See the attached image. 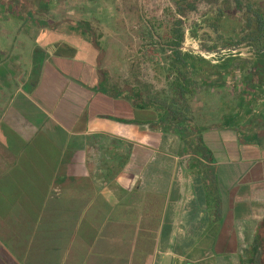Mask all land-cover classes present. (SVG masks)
I'll return each mask as SVG.
<instances>
[{"label":"crops","instance_id":"obj_1","mask_svg":"<svg viewBox=\"0 0 264 264\" xmlns=\"http://www.w3.org/2000/svg\"><path fill=\"white\" fill-rule=\"evenodd\" d=\"M71 43L35 45L36 73L34 51L26 74L0 67V264H240L264 223V86L230 74L170 122L165 91L110 84Z\"/></svg>","mask_w":264,"mask_h":264},{"label":"rangeland","instance_id":"obj_2","mask_svg":"<svg viewBox=\"0 0 264 264\" xmlns=\"http://www.w3.org/2000/svg\"><path fill=\"white\" fill-rule=\"evenodd\" d=\"M50 1V10L43 17L55 22L69 19L73 23L82 22L89 25L97 43L95 45L101 52L99 59L102 62L104 76L110 84L115 81L117 86H128L131 82L136 83L137 87L142 90L145 81L149 80L153 83L150 87L154 89V92L155 90L165 91L163 94L171 98L169 84L176 75L169 70V51L161 50L159 44H167L170 38L169 31L174 27L177 19L183 23L182 29L185 34L181 47L183 52H185L186 44H195L200 47L201 51L207 53L205 55L208 60L215 64L220 63L227 56L226 50L220 53L214 50L207 52L205 48L213 44L215 35L209 27L203 25L201 28L195 27L196 23L202 24L213 17L215 8L222 3V0H196L197 10L186 12L184 17L177 14L174 0ZM248 1L260 7L264 13V0ZM1 9L0 6V67L4 65L5 69L12 71L15 78L27 72L34 46L40 44L39 37H37L39 29L33 23L25 24L17 21L7 13H3ZM231 14L233 15V12ZM241 14L237 13L239 16ZM241 18H244L243 15ZM150 25L157 29L156 33H153L156 42L151 39ZM230 25V22L227 23V26ZM192 30L196 34L195 37L190 35ZM53 34L55 36L52 38V43L57 39L54 44H72L73 40H82V38L87 41L91 40L88 34L73 31L71 25L67 24H62ZM243 47L246 48L243 45L235 50ZM250 59L252 58L248 60ZM244 72L247 73V70ZM235 74L236 72H232L231 76ZM240 78H238L239 82ZM14 80L16 82V79ZM233 83L236 84V81ZM200 89L203 88L199 85L195 86L192 98H188L189 106L207 105L209 95L207 93L203 95ZM156 95L160 97L159 94ZM259 132H262V135L255 140L264 148V126L259 128Z\"/></svg>","mask_w":264,"mask_h":264},{"label":"trees","instance_id":"obj_3","mask_svg":"<svg viewBox=\"0 0 264 264\" xmlns=\"http://www.w3.org/2000/svg\"><path fill=\"white\" fill-rule=\"evenodd\" d=\"M174 4L177 14L181 17H184L186 12L197 10L196 0H174ZM0 6L3 13H7L17 21H22L25 24L33 23L39 29L37 37H39L40 44H54L52 43V38L55 36L53 33L62 24L71 25L73 31L88 34L91 37L89 44H97L87 23H73L69 19L55 22L43 17L50 10V0H0ZM237 13L242 14L239 16ZM242 15L244 18H241ZM229 22L231 25L227 26ZM182 24V21L177 19L174 27L169 31L170 38L167 44H159L161 50L169 51V70L176 75L169 84L171 98L168 97L163 105L157 103V97L153 98L160 119L168 118L170 122L184 123L191 121L192 115L188 108L190 102L188 98H192L195 86L200 85L205 93H208L211 88H223L226 77L232 72L239 73L247 70V73L242 76L241 82L248 88L264 86V13L260 7L248 0H222V3L215 8L213 17L202 24H195L196 28H201L202 25L209 27L215 35L213 44L205 48L207 52L214 50V52L220 53V51L226 50L227 56L216 64H212L210 60L203 59L200 55L190 51H182L181 47L185 38ZM156 30L153 25H150L152 33L150 35L154 42L156 40L153 33H156ZM190 35L195 37L194 30ZM243 45L249 47L254 55V60L248 67H242L246 65V61L238 56V52L233 53L236 51L235 49ZM38 50L35 49L33 52L34 73L40 69L41 56L44 55L42 51ZM223 79L225 80L223 81ZM233 84L235 83L232 82L231 85ZM139 90L141 91V89ZM139 97L138 95L137 98ZM200 151L207 152L203 145H201ZM261 228L260 234L254 238L249 249L242 251L245 257L241 258L240 264H264V223Z\"/></svg>","mask_w":264,"mask_h":264}]
</instances>
